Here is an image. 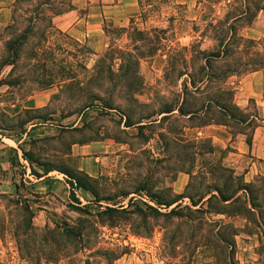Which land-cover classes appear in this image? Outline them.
I'll list each match as a JSON object with an SVG mask.
<instances>
[{
	"label": "rangeland",
	"instance_id": "rangeland-1",
	"mask_svg": "<svg viewBox=\"0 0 264 264\" xmlns=\"http://www.w3.org/2000/svg\"><path fill=\"white\" fill-rule=\"evenodd\" d=\"M261 69L264 0H0V264H264V162L249 172L251 156L195 133L214 124L250 141L264 87L252 93L241 78ZM175 105L195 112L160 119ZM41 165L48 188L33 185L29 166ZM64 172L110 201L81 188L71 199ZM237 184L246 215L212 201L222 213L202 219L185 196L171 207L194 220L169 218L149 197ZM119 204L134 213L106 209ZM216 220L236 228L222 231L231 259L217 255Z\"/></svg>",
	"mask_w": 264,
	"mask_h": 264
},
{
	"label": "trees",
	"instance_id": "trees-1",
	"mask_svg": "<svg viewBox=\"0 0 264 264\" xmlns=\"http://www.w3.org/2000/svg\"><path fill=\"white\" fill-rule=\"evenodd\" d=\"M63 3V2H62ZM62 6V5H61ZM57 7L54 11H52V14L53 15H58L59 13L61 12H65L66 11V8H62V7ZM67 7L68 8H71L72 7V4L69 2L67 4ZM28 30V29H27ZM25 30L21 36H23V38H26L27 36V33L28 31ZM222 51L221 50H216V51H213V52H209L205 57V63H207V60H208V57L209 56H212V57H215V58H219L221 57V54ZM101 59H99L98 61H100ZM13 61L11 60H7L4 62V65L6 64H12ZM193 84V83H192ZM195 89H197L196 86H193ZM92 97H94V99H98L97 97L99 96H96L94 94H92ZM93 101L94 100H90V102H88V104L85 106V108L89 107V106H93ZM216 106L219 108V109H222V110H225L224 107H222L220 105V103L215 100L213 101ZM112 104L109 103V102H106V105H103L102 106V110L104 109H112L113 107L111 106ZM178 112L179 115L181 116H188V117H191L195 111H188L187 113L183 112L182 108L179 106V105H175V106H172V107H168V108H165L163 110H160L159 111V115H162L160 119H164V117L168 116V115H171L173 114L174 112ZM125 120H124V125L126 127H131L134 125V123L131 122V120L128 118V117H124ZM27 121H30V120H27ZM153 120H150V122H152ZM155 121V120H154ZM141 122V121H140ZM31 129L32 127H34L35 123H32L31 124ZM144 124H139L138 127H141L143 126ZM193 146V145H192ZM193 148H197L196 146L193 147ZM22 151V157L24 159H28V155H27V152L23 149H21ZM194 154L195 156L197 154H199L198 151H194ZM30 169H31V174L36 176V177H41L47 173H49V171L52 170V168H49V166L47 165H41V169L43 171V174L39 173V172H36L35 169L33 168V166H29ZM65 175L68 176V180H67V183L69 185V197L72 199H75L77 200V198L75 197L73 191L75 188H81L89 193H91L94 197V200L96 202H99L101 200H105L107 202L110 201V198H98V195L95 191V189L91 186L92 184L90 182H85L83 179H81L80 177H76V176H73V174H69L68 172H64ZM216 190L217 191V194L213 193V191ZM240 190H247V187L245 184H237L236 188L230 193V194H224V192L220 189V188H213L209 191H207L204 195L200 196L199 198L195 199L193 197V195L191 194H186V195H182V194H178L176 197H174L172 200H170L169 202H164L163 200L159 199L157 196H155L154 194H151L149 195V197L158 205H163L165 208H170L169 211L167 213H164L167 217L169 218H181V217H187V219H191V220H194V218L192 217H189V216H186L184 215L182 212H180L178 210V205L179 204H176L175 206L171 207L173 204L177 203L179 200L182 199V197H188L190 202H191V206H188L186 205L185 206V209L190 212L189 214L193 215L194 213H198V214H202V219L205 218V214L206 213H222L220 212V210H210V204L212 201L214 202H218V203H222L224 205H230V204H235L237 202H239L240 204V209L241 211L239 212L240 214L242 215H246V212L249 211V208H248V204L246 202V200H244L239 194L238 192ZM131 198L129 199L128 201V206H130V202H131ZM206 203L207 204V208H204L203 204ZM116 205V204H114ZM127 207H124L123 204H119L117 207H114V206H107V211L109 212H119V211H122V212H126V211H130L131 213H134L132 210L130 209H126ZM149 208L155 210V208L153 206H149ZM204 215V216H203ZM201 218V216H200ZM209 218V217H208ZM211 219V218H210ZM215 223L217 224V230L214 234V236L216 237V240L218 241V247H220V250L218 252V257H220V259H223L226 258V259H231L230 258V255L229 254H225V251L223 250V248H230L232 247L233 248V244L231 243V240H229V238L227 236H225L222 231L224 229H228L229 232L232 234V236H234L236 234V228H234V226H232L230 223H225L223 222L222 220H216ZM76 235L78 237H81L82 235V231H76Z\"/></svg>",
	"mask_w": 264,
	"mask_h": 264
},
{
	"label": "crops",
	"instance_id": "crops-1",
	"mask_svg": "<svg viewBox=\"0 0 264 264\" xmlns=\"http://www.w3.org/2000/svg\"><path fill=\"white\" fill-rule=\"evenodd\" d=\"M72 11V10H71ZM69 12L64 13L65 16L69 15ZM241 82L245 84V86L251 90L252 93H255L261 90L264 87V69L255 70L244 77L241 78ZM240 90H242L243 86H238ZM253 116L251 115L244 124H247ZM257 118V117H254ZM264 124V123H263ZM252 125L253 128L250 135V141H247V134L245 132H237L236 134H232L230 131L225 129L224 127H219L214 124H209L203 127V129H197L196 134L201 137H208L211 139L213 145H218L224 149L231 147V149H227L230 154H236L241 156L243 154H248L251 156V159L254 160L250 166V171H253L254 165L256 162H264V125ZM186 130V127H185ZM3 140V139H2ZM0 140V142L2 141ZM47 176L43 175L41 177H36L34 180V186H38L42 184L48 188L49 184H47L44 179ZM184 184V178L179 177L175 181V186L181 188Z\"/></svg>",
	"mask_w": 264,
	"mask_h": 264
}]
</instances>
